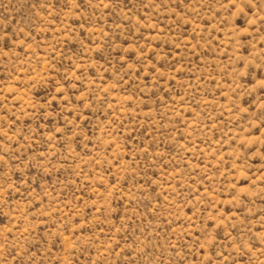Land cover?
<instances>
[{
	"label": "rangeland",
	"instance_id": "obj_1",
	"mask_svg": "<svg viewBox=\"0 0 264 264\" xmlns=\"http://www.w3.org/2000/svg\"><path fill=\"white\" fill-rule=\"evenodd\" d=\"M0 264H264V0H0Z\"/></svg>",
	"mask_w": 264,
	"mask_h": 264
}]
</instances>
